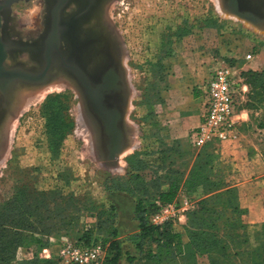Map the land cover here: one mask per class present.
Segmentation results:
<instances>
[{
  "label": "rangeland",
  "instance_id": "rangeland-1",
  "mask_svg": "<svg viewBox=\"0 0 264 264\" xmlns=\"http://www.w3.org/2000/svg\"><path fill=\"white\" fill-rule=\"evenodd\" d=\"M37 2L11 5L3 24L8 40L21 45L36 38L28 33L42 29ZM102 11L109 18L118 52L114 55H119L123 72L125 147L113 164L102 160L98 126L88 117L74 80L60 70L49 75L47 84H22L20 94L0 109V207L19 194L24 203L29 189L59 188L72 197L76 209L69 216L79 227L49 237L40 250L27 239L15 264L31 260L34 253L40 260L71 264L60 256L63 248L98 244L104 249L102 264L108 247L103 232L91 228L86 246L77 239L97 221V214L115 223L112 194L126 193L124 182L137 202L149 204L158 189L165 191L176 181V202L165 215V225L175 233H183L186 218L181 215L206 193L188 182L196 166L202 167L200 180L207 178L214 187L247 181V198H260L258 204L264 205V89L249 88L243 76L264 71V24L230 14L220 0H108ZM221 67L245 88L237 99L249 119L238 127L235 141L198 152L190 144L192 131L180 137V129L190 121L187 113L195 109L196 94ZM51 127L61 131L51 132ZM199 153L208 157L206 162L196 163ZM259 172L262 177L255 179ZM245 216L251 246L260 223L249 224ZM136 236L125 239L130 248H135ZM133 256L138 257L136 250ZM122 257L120 264H126Z\"/></svg>",
  "mask_w": 264,
  "mask_h": 264
},
{
  "label": "trees",
  "instance_id": "trees-1",
  "mask_svg": "<svg viewBox=\"0 0 264 264\" xmlns=\"http://www.w3.org/2000/svg\"><path fill=\"white\" fill-rule=\"evenodd\" d=\"M243 76L249 88L255 89L259 85L258 89H264V71L248 72ZM52 131L61 130L52 128ZM211 147L213 146H206L198 152ZM206 159L199 153L196 163ZM201 168H194L188 182L191 188L202 186L206 193L185 214L186 226L183 233L173 232L167 224L156 227L149 222L150 215L156 211L154 201L165 205L175 200L179 191L176 181L171 182L165 191L158 189L149 204L137 202L135 217L140 232L136 236L135 250L138 257L127 255V264H264V223L260 224L259 231L253 237L254 243L250 246L247 224L243 220L247 214L242 206L245 198L241 196L240 188L221 186L218 183L214 187L207 178L200 180ZM124 186V192L135 196L134 192L127 191ZM73 203L72 197L65 195L59 188H33L24 197V203L19 194L1 206L0 264H15L16 252L27 239L29 245L40 250L46 246L49 237L74 232L79 226L69 216L76 209ZM84 208L89 210L87 206ZM102 216L97 214V221L89 226L90 229H86L88 226L85 225L86 231L77 239L78 244H88L91 228H97L98 232H103V243L108 244L107 255L102 264H120L122 254L116 240L115 223L111 218L103 219ZM16 264L56 263L40 260L34 253L31 260Z\"/></svg>",
  "mask_w": 264,
  "mask_h": 264
},
{
  "label": "flooded vegetation",
  "instance_id": "flooded-vegetation-1",
  "mask_svg": "<svg viewBox=\"0 0 264 264\" xmlns=\"http://www.w3.org/2000/svg\"><path fill=\"white\" fill-rule=\"evenodd\" d=\"M9 1H12L9 4L10 10L12 4L30 0H0V3ZM101 2L100 0H38L37 9L42 18V29L31 30L28 34H33L36 38L29 43L19 40L21 45L15 43L19 49L14 50L15 53L21 54L20 49L22 47L34 44L37 49L35 59L40 62V65L35 71L31 72H39L44 66L43 58L40 55L44 39L45 41L47 40L48 34L52 31L51 27H60L62 42L59 54L66 57L67 60H71L73 55L77 56L79 64L95 80V85L89 88V94L96 117L92 118V122L93 120L96 122L98 134L102 124L106 126L108 131H110L111 127H114L116 122L115 113L119 107L122 108L125 105L124 95L126 94L124 79L122 83L119 78V74L122 75L123 73H119L116 66L112 65V63L117 62V57L114 55L116 46L114 45L112 30L109 27V18L102 11L107 0H101ZM2 12L4 15L5 11L3 10ZM49 40H51L50 37ZM54 65L49 75H51L54 68H58ZM9 68L25 70L19 65ZM8 93L9 90L0 96L2 101L0 109L10 104V101L7 100ZM80 96L85 108H87L86 99L81 92ZM115 142L118 141L114 138L112 149L115 148V145H113Z\"/></svg>",
  "mask_w": 264,
  "mask_h": 264
},
{
  "label": "water",
  "instance_id": "water-1",
  "mask_svg": "<svg viewBox=\"0 0 264 264\" xmlns=\"http://www.w3.org/2000/svg\"><path fill=\"white\" fill-rule=\"evenodd\" d=\"M220 2L224 10L242 20H246L256 25L264 22V14H260L261 11H259L258 8L256 10L244 3V0H220ZM10 3H12V1L0 3V93L5 94L15 82H22L26 85L47 84L51 79L49 73L53 68L52 66L55 64L56 67H58V69L60 70L61 74H66L72 80H74L75 84L79 88V91L84 95L86 99V112L88 114V117L91 118V120L92 118H96L89 94V88L90 86L95 85V80L94 78L90 77L89 74H87L88 72L86 71V69H84L82 65L79 64V61L76 58L77 56L73 55L71 60H67L66 57H63L59 54L62 42L60 27H51L52 31L48 34L47 40L45 41L44 39L42 47L43 49L40 52V55L43 58L44 62V66L41 71L31 72L16 68H6L5 63L8 58V50L10 48H14L13 42L8 40L3 31V24L7 20ZM3 10L5 11V19H3L1 16V12ZM49 37L51 38V40H49ZM116 54H118V52H116ZM117 57V62L112 63V65H115L118 69V72L122 74L123 72L121 71L120 67V57L119 55ZM119 78L123 83V74H119ZM124 108V106H122V108L119 107V109L116 111V122L114 127H111L110 131L107 130L104 124H102L103 127L101 126V129L99 131L100 142L98 146V152L102 160H104L106 163L113 164L116 157L122 152L125 147V135L124 130L122 129ZM114 138L118 142H115V144H113L115 145V148L112 149V141H114Z\"/></svg>",
  "mask_w": 264,
  "mask_h": 264
},
{
  "label": "built area",
  "instance_id": "built-area-1",
  "mask_svg": "<svg viewBox=\"0 0 264 264\" xmlns=\"http://www.w3.org/2000/svg\"><path fill=\"white\" fill-rule=\"evenodd\" d=\"M246 59H250V56ZM229 72L227 67H221L206 82L204 112L199 126L192 130L189 137L191 146L197 151L237 139V112L240 106L237 96L245 93V88L238 87ZM169 209H172L171 204L157 202L156 211L149 217L150 224L164 226ZM103 253L104 249L99 244L91 249L67 246L60 251V256L71 264H100Z\"/></svg>",
  "mask_w": 264,
  "mask_h": 264
},
{
  "label": "crops",
  "instance_id": "crops-1",
  "mask_svg": "<svg viewBox=\"0 0 264 264\" xmlns=\"http://www.w3.org/2000/svg\"><path fill=\"white\" fill-rule=\"evenodd\" d=\"M207 81L208 80H206V82ZM206 82L204 86L201 88V91L198 92L195 96V100L197 102L194 106L195 109L193 108L189 113H187L190 117L189 118L190 121L187 120L184 121V125L181 126L180 129V134H179L180 137H182L185 133L196 129L200 124L201 117L204 112V90H205ZM241 98H243V95ZM187 114L186 117H188ZM237 119L239 120L238 127L241 124L247 122L249 119L248 113L243 109L241 105L239 106V110L237 112ZM257 176L258 178L255 177V179L261 178L262 177L261 172H259ZM246 182H242V183L239 182L236 183L235 185L237 188H240L241 196L245 198V201L242 203L243 208L247 209V215L245 216V218L246 219L248 218L249 224L264 223V205L262 206L261 204H258L260 198H257L256 200L253 199L250 200L249 198H247L248 196L247 190L245 189ZM260 192L263 191L260 189ZM112 195L113 196H112L111 205L113 207L114 215H115V225L117 231L116 240L118 241L121 254L124 255V257L126 258L127 255L133 256V252L135 251V248H130L131 246L128 243H125V239L128 236L138 235L140 232L139 224L136 221V217H135V209H136L137 201L133 196H131L128 193H114ZM175 202L176 201L170 204H175ZM250 202H253L251 206H250ZM181 217L185 221V215H181Z\"/></svg>",
  "mask_w": 264,
  "mask_h": 264
},
{
  "label": "bare ground",
  "instance_id": "bare-ground-1",
  "mask_svg": "<svg viewBox=\"0 0 264 264\" xmlns=\"http://www.w3.org/2000/svg\"><path fill=\"white\" fill-rule=\"evenodd\" d=\"M244 3L253 7L256 10L258 8L259 11H261V13H264V0H244ZM1 16L3 19L6 18L5 14L3 15V12H1ZM260 24H264V22L259 23L258 25H260ZM13 46H14V48H10L8 50V58H7V62H6L7 65H9L10 67L19 65V66H22L27 71H35L39 67L40 62H38L35 59L37 49H36V47H34V44L22 47L20 49L21 50L20 52H22L21 54L14 52V50L18 49L14 42H13ZM21 56H22V58H21ZM58 71H59L58 68H54L53 71L51 72V75L56 74ZM22 84L23 83H21V82H15L11 86V88L9 89L7 100H9L11 102V100H13L15 94H20V92L23 89ZM0 105H2L1 100H0Z\"/></svg>",
  "mask_w": 264,
  "mask_h": 264
}]
</instances>
